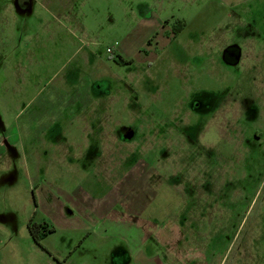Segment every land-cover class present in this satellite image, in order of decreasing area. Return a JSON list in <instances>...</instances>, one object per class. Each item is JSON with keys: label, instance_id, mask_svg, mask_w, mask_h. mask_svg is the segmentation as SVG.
I'll list each match as a JSON object with an SVG mask.
<instances>
[{"label": "rangeland", "instance_id": "obj_1", "mask_svg": "<svg viewBox=\"0 0 264 264\" xmlns=\"http://www.w3.org/2000/svg\"><path fill=\"white\" fill-rule=\"evenodd\" d=\"M0 264H264V0H0Z\"/></svg>", "mask_w": 264, "mask_h": 264}, {"label": "flooded vegetation", "instance_id": "obj_2", "mask_svg": "<svg viewBox=\"0 0 264 264\" xmlns=\"http://www.w3.org/2000/svg\"><path fill=\"white\" fill-rule=\"evenodd\" d=\"M168 22H169V20H167L165 22V24H167ZM165 24L163 25L164 27L166 26ZM184 26H185L184 25V22L180 21L179 24H178V28H176L174 30V35L177 36L183 30ZM154 39H155V36H154V38L149 39L147 43L151 45L152 44V41ZM165 39H167V38H165ZM118 59H119V62L121 64H123V65H125V64H131L132 63L131 61L126 60V59H124L122 57H119ZM225 61L226 62H229L230 60H225ZM96 89H100V88H96ZM107 93L108 92H106V94ZM208 110H210V107L209 106H207L206 108H204V107H202V105L198 101H194L193 104H192V106L189 107V109L186 110L185 114L187 113L188 116H190L191 114H193L195 112H198V114H200V112L208 111ZM174 112L175 111H169L168 113H164V112L163 113H159V112L157 113L156 112L155 116L158 117V118H160L159 120L163 121V127H164V129L167 128V126H164V125L170 126V125H176V124L180 123V122H176L177 121V118H176V115H175ZM239 112L241 114L242 112H245V111L244 110H240ZM239 115H238V117H239ZM217 119L219 120L220 117H217ZM238 122H239V119H238ZM180 125H181V123H180ZM130 131L131 130L130 129H127L126 127H123V128L120 129V133L119 134L121 135V138L124 141H126L127 138L130 139L133 136V133L130 136L128 135V132H130ZM158 143L159 144L156 145V148L161 149L162 148L161 146L164 143L161 144V141L160 140L158 141ZM188 144H189V148H192L194 146L191 142H188ZM186 191L187 192H191L194 195V197H197V196H200V197H210V196H218V194H220V192L222 190L221 189L218 190V189L210 188L209 187V183H206L205 184V188H202V189L191 188V189H187ZM212 205L214 206V204H212ZM194 206H197V205H194ZM29 230H30V234L33 237V239L35 240V242L41 246L42 241L44 239H46L47 236H48V233H49V230H50V224L48 222H46V221H43V222H35L33 219H31L30 222H29Z\"/></svg>", "mask_w": 264, "mask_h": 264}, {"label": "trees", "instance_id": "obj_3", "mask_svg": "<svg viewBox=\"0 0 264 264\" xmlns=\"http://www.w3.org/2000/svg\"><path fill=\"white\" fill-rule=\"evenodd\" d=\"M52 230H49V232H51ZM53 232V231H52ZM38 241V240H37Z\"/></svg>", "mask_w": 264, "mask_h": 264}]
</instances>
